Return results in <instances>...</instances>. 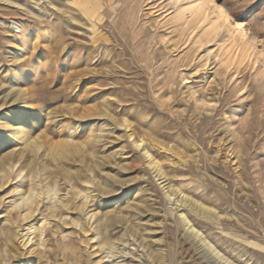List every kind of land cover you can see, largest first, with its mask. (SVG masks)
<instances>
[{
	"label": "rangeland",
	"instance_id": "rangeland-1",
	"mask_svg": "<svg viewBox=\"0 0 264 264\" xmlns=\"http://www.w3.org/2000/svg\"><path fill=\"white\" fill-rule=\"evenodd\" d=\"M0 55V264H264V0H0Z\"/></svg>",
	"mask_w": 264,
	"mask_h": 264
},
{
	"label": "bare ground",
	"instance_id": "bare-ground-1",
	"mask_svg": "<svg viewBox=\"0 0 264 264\" xmlns=\"http://www.w3.org/2000/svg\"><path fill=\"white\" fill-rule=\"evenodd\" d=\"M213 3L215 4L216 8L221 12L222 10L218 6V4L215 1H213ZM24 94L25 93L21 89V85L20 84L18 86H16L14 83H10L8 85V87H6V88H5V86H1L0 85V98L4 100L3 105H6V106L8 104H10L12 106L16 105L22 99V97L24 96ZM18 112H19L18 110H16V109L14 110V113L17 114ZM10 119H12L11 115L9 117L8 116L7 117L5 116V118H3V122L2 123L8 124L9 125V128H8V130L6 132L7 134H5L4 132H0V146L3 145V144H5V143H7V142H9L11 139H13L15 137L14 136L15 134L20 133L21 134V137H24V130L23 129L22 130H16V129L13 128V126L19 124L20 121H16L14 124H11L10 123ZM37 148L39 149V146L38 145H37ZM51 190H53V188ZM28 200L29 199H27V201ZM127 200H128V198L126 200L121 201L120 204H114V208L115 207H123L124 205L128 204L127 203ZM186 224L189 225V221L188 220H186ZM193 234L196 235V236H199V234L197 232H193ZM203 240L205 241L206 245H208L209 248L213 252H215L214 251V248L205 239H203ZM215 253H216V255H219L217 252H215ZM218 257L220 259L223 258L221 255H219Z\"/></svg>",
	"mask_w": 264,
	"mask_h": 264
}]
</instances>
